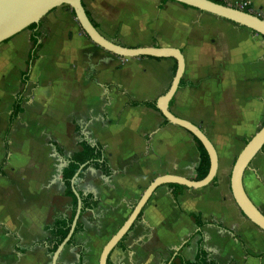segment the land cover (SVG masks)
I'll list each match as a JSON object with an SVG mask.
<instances>
[{
    "label": "crops",
    "instance_id": "crops-1",
    "mask_svg": "<svg viewBox=\"0 0 264 264\" xmlns=\"http://www.w3.org/2000/svg\"><path fill=\"white\" fill-rule=\"evenodd\" d=\"M227 1L233 8L250 2L264 20V0ZM82 3L110 41L183 54L185 72L170 110L203 131L218 155L215 185L159 187L108 264H177L180 252L193 262L200 238L191 239L197 233L192 215L205 224L203 245L212 261L264 264V232L242 214L230 183L238 156L264 125V37L170 0ZM35 34L41 48L29 67ZM176 65L172 59L122 58L103 50L65 6L0 44V264H51L40 244L49 238L46 224L72 215L59 175L80 151L77 128L83 140L104 147L113 173L107 178L90 168L75 182L79 195H93L99 205L81 215L77 247L67 246L59 264H79L82 247V264H99L105 245L155 179L195 181L200 153L192 135L165 124L160 112L132 105L163 96ZM28 70L23 111L10 125ZM243 184L264 215V148Z\"/></svg>",
    "mask_w": 264,
    "mask_h": 264
},
{
    "label": "water",
    "instance_id": "water-1",
    "mask_svg": "<svg viewBox=\"0 0 264 264\" xmlns=\"http://www.w3.org/2000/svg\"><path fill=\"white\" fill-rule=\"evenodd\" d=\"M170 1H174L231 21L264 37V20L257 15L247 13L227 5L217 4L210 0ZM62 6L68 7L75 13V17L83 32L93 43L115 56L131 59L143 57L153 59H172L176 62L177 70L173 77L171 86L169 90L157 100V109L166 121L187 131L193 138L198 140L206 150L210 160L209 172L201 181H190L182 177L167 175L155 179L150 184L136 206L133 208L129 218L105 245L100 256L99 264H108L111 253L128 235L152 195L159 187L164 185H177L188 189H202L208 187L217 176L218 155L213 144L203 131H201L197 126L176 117L170 110V104L179 90L180 83L185 72V59L183 54L177 49L161 47L128 48L110 41L93 25L83 6L82 0H0V44L29 29L32 25H38L49 12ZM263 148L264 126L246 144L245 148L238 156L233 166L230 179L231 192L237 206L241 210L242 214L262 232H264V215L248 197L244 188L243 179L246 170L255 157L261 153ZM83 168L84 166L80 167L79 171L72 179V190L78 201L76 214L67 237L52 255L51 264H59L60 256L73 237L81 217L82 201L79 193L75 189V182L79 178Z\"/></svg>",
    "mask_w": 264,
    "mask_h": 264
},
{
    "label": "trees",
    "instance_id": "trees-1",
    "mask_svg": "<svg viewBox=\"0 0 264 264\" xmlns=\"http://www.w3.org/2000/svg\"><path fill=\"white\" fill-rule=\"evenodd\" d=\"M214 3L221 4V5H227L223 0H210ZM162 8V7H161ZM72 14L75 16V13L71 10ZM244 12H249V10H244ZM93 25L98 29L97 25L92 21ZM38 25H32L29 27V29H35ZM32 48L29 54V67L30 63L35 59L37 56V53L39 49L41 48V42L39 40L38 35L32 36ZM177 70V65L174 68L173 74L175 75ZM29 70L25 72L22 76V91L17 96L16 101L14 103L13 111L10 116V125L18 118V116L22 113V105L24 103V87L27 84V78H28ZM182 84V82H181ZM133 106H146L151 109H154L159 112L157 109V101L153 102H144V103H132ZM165 124H169L168 121L165 120ZM264 126V125H263ZM76 135L77 137L81 138V142L79 144L80 151L75 153L73 157L69 160L63 163V165L60 168V175L59 179L61 183L65 187V193L64 195L72 200V215L70 218H58L52 223H48L45 225L44 229L45 232L49 235L48 240L42 242L40 245L43 244L44 247L47 248L48 254L52 256L59 245L65 240L67 237L72 221L74 219V216L76 214L77 209V198L75 197L73 190H72V179L76 175V173L79 171L80 167L84 166L82 169L80 176L84 174V172L90 168L95 169L96 171L100 172L103 176L109 178L112 176V169L110 167L109 161L105 154V149L102 145L99 143H90L88 141H85L82 139L81 132L77 128L76 129ZM194 141L198 147L199 153H200V163L196 170V177L195 181H201L203 180L210 169V160L209 156L204 149V147L201 145V143L194 138ZM248 143V142H247ZM246 143V144H247ZM52 145L56 148L57 153L60 156L64 155V151L58 147V145L54 142H52ZM7 155V154H6ZM213 185L216 184V179L212 182ZM180 189V187H178ZM81 201H82V214L88 211L96 210L99 205V201L95 199L93 195H83L80 194ZM193 220L195 221V224L197 226V233L191 238L193 239L195 236H199V242H198V251L197 256L193 262L187 261L181 252L175 257V261L177 264H217L216 262L212 261L210 259V251L209 249L205 248L203 245V239H204V228L205 224L202 222V219L200 216L192 215L191 216ZM82 232V225L80 222H78L75 233L73 237L71 238L68 246L75 247V236ZM188 242H190V240ZM186 243V245L188 244ZM77 247V246H76ZM79 248V247H78ZM80 250V262L79 264L83 263V257H84V249L79 248ZM260 258H264V255H261Z\"/></svg>",
    "mask_w": 264,
    "mask_h": 264
},
{
    "label": "built area",
    "instance_id": "built-area-1",
    "mask_svg": "<svg viewBox=\"0 0 264 264\" xmlns=\"http://www.w3.org/2000/svg\"><path fill=\"white\" fill-rule=\"evenodd\" d=\"M225 2L227 3L228 1L225 0ZM236 8L239 9V10H242V11L247 9V10H249L248 13L254 14V11H253V9L251 7V3L248 2V1L241 3L240 5L236 6Z\"/></svg>",
    "mask_w": 264,
    "mask_h": 264
}]
</instances>
